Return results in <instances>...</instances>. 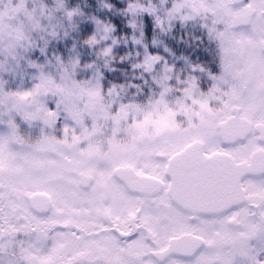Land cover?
I'll list each match as a JSON object with an SVG mask.
<instances>
[{"label":"snow or ice","instance_id":"6c2138e0","mask_svg":"<svg viewBox=\"0 0 264 264\" xmlns=\"http://www.w3.org/2000/svg\"><path fill=\"white\" fill-rule=\"evenodd\" d=\"M118 4L0 0V264H264V0Z\"/></svg>","mask_w":264,"mask_h":264},{"label":"trees","instance_id":"16d2710c","mask_svg":"<svg viewBox=\"0 0 264 264\" xmlns=\"http://www.w3.org/2000/svg\"><path fill=\"white\" fill-rule=\"evenodd\" d=\"M45 2H51V0H45ZM99 2V0H97V3ZM113 3H115V0H112ZM170 2V0H169ZM127 3V0H120V4L117 5V9H119L120 7H122L124 4ZM87 10V9H86ZM101 11H105L102 10ZM113 16H115L117 19H119L120 21L123 22V27L127 28V18L124 17L123 15H121L120 11L115 10L112 13ZM103 18V17H102ZM108 19H111V17H108ZM151 17H146L145 20V29H146V37H147V42L149 43V51H151L153 48L158 47L159 48V52L161 54L165 53V49H164V45H168L173 52H175L177 57H180L182 55H188L187 51H185L187 45L185 44L184 41H182L180 39V37L182 35H184V28L179 24V22H177L175 24V26L171 29V31L169 33H160L159 34V38L163 41V43L161 45H152L151 44V35H149L148 31H147V21L151 20ZM113 23H116L115 20L112 21ZM154 23V22H153ZM120 24H117V28H120ZM119 34V33H117ZM153 34H156L155 32H153ZM128 35H131V30L129 29L128 31ZM138 35V33H137ZM108 43H111V41H109ZM119 49H125V50H132L133 52L137 51V50H141L142 49V45H133L132 41L129 39L127 45H125L123 42L120 44H117L114 46V52L119 55L120 53L117 51ZM190 59L194 58L192 56L189 57ZM134 57H129V60H134ZM178 64H182L183 61L182 60H177L176 61ZM114 64L117 65V70L119 69V62L114 61ZM131 67V64H129V68ZM119 83H123L124 82V78L122 77L119 81H117Z\"/></svg>","mask_w":264,"mask_h":264}]
</instances>
